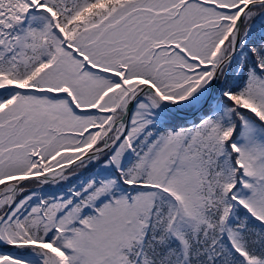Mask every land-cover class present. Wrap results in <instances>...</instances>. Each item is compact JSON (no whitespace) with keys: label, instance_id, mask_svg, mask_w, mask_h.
<instances>
[{"label":"snow or ice","instance_id":"6c2138e0","mask_svg":"<svg viewBox=\"0 0 264 264\" xmlns=\"http://www.w3.org/2000/svg\"><path fill=\"white\" fill-rule=\"evenodd\" d=\"M0 264H264V0H0Z\"/></svg>","mask_w":264,"mask_h":264}]
</instances>
